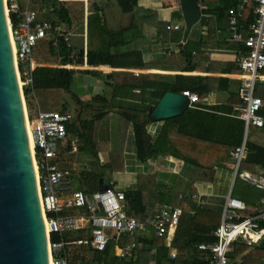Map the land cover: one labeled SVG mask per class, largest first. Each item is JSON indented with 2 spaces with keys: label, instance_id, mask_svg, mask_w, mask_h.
I'll list each match as a JSON object with an SVG mask.
<instances>
[{
  "label": "crops",
  "instance_id": "crops-1",
  "mask_svg": "<svg viewBox=\"0 0 264 264\" xmlns=\"http://www.w3.org/2000/svg\"><path fill=\"white\" fill-rule=\"evenodd\" d=\"M18 1L23 10L28 1ZM74 2L83 5L81 24V20H77V23L73 20L69 10L70 2L59 0H31L30 2V6L38 11L40 18L58 23L61 31L69 34L67 40L63 37L55 38L54 35H49L48 38L41 40L37 46L43 43V45H47H45L46 48H49V42L56 46L59 40L63 38L71 48V55L75 54L74 58L79 57V55L83 57L82 64L76 63L75 60L73 63H69L76 66L70 69L88 73L82 82L83 84L79 86L81 78H75V72L72 92L76 96L70 93L75 99V110L74 113L71 112L73 118L69 123L71 129L68 130V141L62 145L61 158L58 162L62 167H70L73 164L77 166V170L73 174L74 188L86 184V181L79 175L80 172L88 171L102 170L104 173L102 177L109 180L110 187L123 191L136 189L139 175L152 177L166 187L177 185L176 182L182 179L192 185L187 193L181 192L180 187L175 188L178 197L172 204L167 203V198L162 203L157 202L158 197L154 195L150 200L152 209L159 204L179 206L183 212L196 214L198 221H204L208 215L215 217L214 220L218 225L225 199L230 193L243 199L249 206L257 204L264 196V191L241 176L235 178L234 161L231 156L217 159L215 177L212 181L190 179L194 165L170 153H162L147 161H141L137 155L138 140L134 130L135 125L126 117L127 112L130 111L134 114L136 112H150L151 122L146 125V128L153 142L162 129L170 125L174 127L176 124L179 132L176 137L179 138L177 141L179 144H181L180 139L186 134L200 136L203 139L208 138L214 142V140L220 139L222 127L230 128L232 125H242L244 120L235 112L237 111L236 107L240 105L235 101V98L232 99L233 94L239 93L242 84V81L236 77L240 70H237L238 67L235 63L237 49L242 46L229 39L230 32L227 27V20L222 21V17L217 16L220 0H198L202 12L200 20L203 19V23L200 25L199 20L193 25L187 38L184 37L185 21L181 0H123V2H119V0H75ZM14 13L19 18V13ZM168 24H180L181 27L179 29H167ZM92 29L97 31V37L92 38ZM54 41L56 44L53 43ZM37 46L34 47L33 55L34 59L39 62L38 66L62 65L60 55H56V59L60 61L59 65H50L41 61L35 53ZM89 50L108 51L111 55H115L116 61H128V63L123 65L122 62V64H116L117 66L112 64L89 65L87 63ZM167 51H171V54L164 53ZM93 72L100 73V76H95ZM112 72L133 73V80L138 85L117 88L115 80L109 76ZM176 75H181L179 85L197 93L199 101L195 107H188L182 115L155 120L152 117V110L167 92L164 91L161 95L164 88L163 81L168 78V81L175 82L176 77L174 76ZM127 76L120 74L117 76V80L119 79V82L125 81L129 77ZM75 85L79 86L82 91L79 93L74 91ZM199 86H203L205 91L196 90ZM29 88H31V97L34 90L33 87ZM182 91L179 92L182 93ZM96 95H101L108 101L98 102L94 100ZM78 98L84 103V106L79 105ZM87 104L89 106H86ZM40 109L37 108L33 114ZM104 110H106L105 115L91 125L89 121ZM263 110L264 107L261 110L264 117ZM81 122H84V126H81ZM74 124L77 127L72 129ZM263 127H249L247 138L253 143L264 146ZM76 136L79 138L78 152L88 155V159L84 160L85 168L82 170H79L78 164L69 155L71 153H68L69 141ZM91 142L94 144L93 148H95L96 154L88 150L90 148L88 143ZM203 142L202 140L198 144L202 145ZM168 149L176 150L175 146L169 142L164 147V150ZM116 150L123 154L124 168L118 172L104 168L111 160V153ZM87 166L89 169L86 168ZM260 170V174L248 171L256 175H264V170ZM108 171L112 172L113 180L106 176ZM238 179L242 183L237 189ZM68 194L69 192L66 195ZM193 195L196 197H192ZM82 211L83 209H65V213ZM85 230H88L89 233L81 239L72 241V243L77 245L91 244L90 228L86 227L81 231ZM150 230L154 231L152 235H149ZM194 230L196 231V224ZM176 231L170 236H158L155 228H147L138 234L136 238L137 248L141 247V244L138 243L139 238L147 240L148 245H152L151 253H157V259L163 252L162 246H169L170 260L166 254L163 255L162 259L164 264H172L171 260L177 255V249L170 245ZM207 237L213 240L201 241L198 245L210 243L216 239L213 231L207 233ZM114 243L116 255L122 245L120 242L114 241ZM158 249L161 252H158ZM135 250L130 252L129 262L133 258ZM206 257L207 253L198 249V259L203 260V264L206 263ZM149 264H156L155 258L151 259Z\"/></svg>",
  "mask_w": 264,
  "mask_h": 264
},
{
  "label": "built area",
  "instance_id": "built-area-1",
  "mask_svg": "<svg viewBox=\"0 0 264 264\" xmlns=\"http://www.w3.org/2000/svg\"><path fill=\"white\" fill-rule=\"evenodd\" d=\"M27 1V6L22 10L18 0H6L16 65L23 90L33 87L34 70L39 65L34 59V47L49 35L66 40L69 35L61 31L58 23L40 18L38 11L30 6L31 0ZM247 10L252 12L253 18L244 22ZM14 12L20 15L17 23L11 19ZM228 23L229 39L242 46L237 49L235 63L240 69L236 77L242 81L239 93L243 105L236 109L246 126L242 143L231 152L234 176L239 175L264 191V175L241 169L242 162L248 155L249 127L264 126L261 114L264 99L255 95L256 84L264 82V0H239L237 5L228 9ZM166 27L179 29L181 25L168 24ZM53 43L56 44L55 41ZM164 53L170 55L171 51ZM71 57H75V54ZM67 65L71 64L61 67L68 68ZM182 94L189 100L188 107H195L199 95L190 89L183 90ZM27 118L33 139L41 203L50 235L51 264H69L68 256L63 253L66 243L52 241L51 235L54 232L81 231L89 227L91 246L98 251H104L111 240L119 243L121 239H127L126 244L116 253L119 261L110 264H132L128 261L129 254L137 246L138 234L147 228H155L158 236L175 233L183 214L179 206L159 204L150 213L139 216L127 211V199L123 190L109 187L104 191L97 189L87 193L83 189L74 188L73 174L77 166L73 164L62 167L58 163L62 145L68 141V125L72 121V114L40 109L32 115L27 112ZM78 141L77 136L69 141L68 153L78 151ZM65 209L83 211L65 213ZM213 235L215 241L198 245L201 252L207 253L205 264H230L229 254L236 243L248 247L258 244L264 238V196L257 204L249 206L243 199L230 193L225 199L220 223L213 230ZM258 264H264V260Z\"/></svg>",
  "mask_w": 264,
  "mask_h": 264
},
{
  "label": "trees",
  "instance_id": "trees-1",
  "mask_svg": "<svg viewBox=\"0 0 264 264\" xmlns=\"http://www.w3.org/2000/svg\"><path fill=\"white\" fill-rule=\"evenodd\" d=\"M119 2H123V0H119ZM239 0H220V5L218 7L219 13L218 17H222V21L227 20L228 25V9L232 6L237 5ZM125 8H123V11ZM206 13V12H204ZM206 15V14H204ZM253 18V14L250 10L245 12V16L243 21L249 22ZM11 19L14 23H17L19 18L17 14L12 13ZM203 19L200 20L199 24L202 25ZM197 24V25H199ZM196 25V26H197ZM201 39V38H199ZM49 53L56 56L60 55L62 57L61 64L73 63L75 60L76 63L82 64L83 57L79 55V57L74 58L71 57V48L68 46L67 42L64 41L63 38L59 40L56 46L52 45V42H49L48 46ZM127 64L128 61H116L115 55H111L108 51H92L89 50L87 54V63L89 65H101V64H112L113 66H117L116 64ZM54 65V63L50 64ZM59 65V64H58ZM60 66H38L34 70V84L33 90L36 89H65L66 91L72 92V84L74 81L75 70L70 68H75L74 65H67L66 67ZM238 67V66H237ZM237 70H240L237 68ZM97 72V71H96ZM99 72V71H98ZM120 74H125L128 79L125 81L119 82L117 80V76ZM115 80L117 88L121 86H130L133 87L138 85L134 82L133 73L130 72H112L110 75ZM181 75H176L175 82L168 81L169 79H165L163 81L164 88L161 92V95L164 91H182L185 89L183 86H180L179 77ZM139 78V77H138ZM136 78V79H138ZM191 90V89H190ZM199 92L205 91L203 86H199L196 88ZM30 93L31 88H24L25 98L27 100L28 106L30 103ZM74 94V93H73ZM75 95V94H74ZM255 95L260 96L264 99V83L258 82L255 88ZM76 96V95H75ZM235 98V101L242 106L243 101L239 97V93H235L232 96V99ZM79 100V98H78ZM96 101H104L107 102V98L96 95L94 97ZM79 105L84 106V103L79 100ZM86 106H89L87 104ZM61 111L67 112L71 114L68 108L64 107ZM238 115V112L235 111ZM106 110L98 113L94 119L89 121L91 125L95 123V121L105 115ZM264 114V110H263ZM127 119L134 123V130L136 131V137L138 140V157L141 161H147L151 157L155 155H159L162 153H170L173 156L190 162L194 165V170L190 175V179L199 180V181H212L215 177V166L217 164V159L227 158L231 156V152L234 148L240 145L244 138L245 131V122H242V125H232L230 128H223L221 131V137L219 140H210L208 138L197 137L193 134H186L180 139L181 144L177 143L179 138L177 139L176 134L178 132L177 125L169 126L162 129L154 142L152 140L151 135L147 131L146 125L151 122V114L150 112L139 113L136 114L127 112ZM85 122V121H84ZM84 122H81V126H84ZM244 123V124H243ZM240 124V123H239ZM251 127V126H250ZM75 124L72 125V129H75ZM86 128V127H85ZM71 127L68 125V130ZM175 129V130H174ZM264 131V127L262 128ZM181 134V133H180ZM175 136V137H174ZM187 136V138H186ZM204 141L202 145L198 144L200 141ZM172 143L175 146L176 150H164L165 144ZM95 143V142H94ZM90 148L88 150L93 154H96V150L93 142L88 143ZM247 148L248 155L246 159L242 162L241 169L250 170L255 172L256 174H260L261 170H264V146L253 143L247 138ZM214 155V159H213ZM122 152L116 150L111 153V160L108 164L104 166L106 169H111L114 172L122 171L123 159ZM264 174V173H263ZM86 184L84 186H80L87 193H92L98 189L99 178L104 176L102 170L100 171H88V172H80L79 175ZM239 177V175H238ZM177 185H170L168 187L159 184L158 181L152 177H148L146 175H139L137 188L134 190L125 191L126 199H127V211L130 214L144 216L145 214L150 213L152 209V205L150 204V200L155 195L158 197L157 202H164L165 198H167V203L170 204L175 203L176 198L178 197V193H176L175 188L180 187V191L183 193H187L191 184L179 179L176 182ZM198 216L196 214H190L187 211H184L180 223L178 225V229L176 234L174 235L171 241V247L177 249V255L172 258V264H203V260L198 259V243L201 241H211L212 238L207 237V233L213 231L218 223H216L215 217L206 216L204 221H198ZM196 224V231L194 230V225ZM89 233L88 230L85 231H77V232H54L51 235L52 241H64L65 248L63 253L68 256L69 264H110L113 262L119 261V257L115 255V246L114 241L111 240L109 245L104 251H98L91 246V244H81L77 245L72 243V241L81 239L85 237ZM127 239L123 238L120 240L121 245H125ZM138 243L141 244V247L137 248V246L133 249L134 255L130 260L133 264H149V261L153 258L156 260V264H164L163 263V255L169 256L170 248L169 246L163 245V252L160 254V257H157L156 254H152V245L149 246L147 240L143 238L138 239ZM164 241L162 242V244ZM158 252L159 251L158 249ZM159 255V254H158ZM232 264H247L254 263L258 264L264 260V238L256 245L252 247H248L241 243H236L234 245L233 250L229 254ZM170 260V256L168 257ZM125 261V260H124Z\"/></svg>",
  "mask_w": 264,
  "mask_h": 264
},
{
  "label": "water",
  "instance_id": "water-1",
  "mask_svg": "<svg viewBox=\"0 0 264 264\" xmlns=\"http://www.w3.org/2000/svg\"><path fill=\"white\" fill-rule=\"evenodd\" d=\"M184 37L201 18L198 0H181ZM6 0H0V264H51L24 90L13 49ZM189 100L167 91L152 110L155 120L182 115ZM110 187L99 178L98 189Z\"/></svg>",
  "mask_w": 264,
  "mask_h": 264
},
{
  "label": "rangeland",
  "instance_id": "rangeland-1",
  "mask_svg": "<svg viewBox=\"0 0 264 264\" xmlns=\"http://www.w3.org/2000/svg\"><path fill=\"white\" fill-rule=\"evenodd\" d=\"M69 10L72 13V18L76 22L77 20L83 21V5L81 3L77 2H70L69 3ZM77 23V22H76ZM91 35L93 37H97L98 33L95 29L91 30ZM45 44V43H44ZM46 45V44H45ZM43 45V43H40L36 48H35V53L36 56L41 59V61H45L48 64L54 63V65L60 64V61H58L56 58L57 56H54L49 53L48 48ZM94 73V72H93ZM88 73L85 72H76L75 78L80 77V84H83L84 78ZM95 76H100V73H94ZM79 86H74L73 90L76 92H81L82 90L79 89ZM42 89H36L34 90V94L31 95L30 97V105L28 106L27 100L25 98L26 102V109L27 112L32 115L37 108L41 109H51V110H59L61 111L64 107L68 108L69 111L74 113L75 110V99L74 97L70 94V92L66 91L65 89H43V91H40ZM25 97V96H24ZM76 126V125H75ZM77 127V126H76ZM251 136V135H250ZM71 155L72 159L74 162H76L79 166V170H82V168H85L84 166V160L88 159V155L86 153H81L80 151L75 152ZM70 157V158H71ZM89 169V167H86ZM112 173V172H111ZM111 173L108 171L106 176L110 177V179L113 180V177ZM236 178V177H235ZM235 182V181H234ZM242 182L240 179L237 180V189L239 188V185ZM154 231L150 230L149 235H152Z\"/></svg>",
  "mask_w": 264,
  "mask_h": 264
},
{
  "label": "bare ground",
  "instance_id": "bare-ground-1",
  "mask_svg": "<svg viewBox=\"0 0 264 264\" xmlns=\"http://www.w3.org/2000/svg\"><path fill=\"white\" fill-rule=\"evenodd\" d=\"M21 83V82H20ZM32 141H33V139H32Z\"/></svg>",
  "mask_w": 264,
  "mask_h": 264
}]
</instances>
